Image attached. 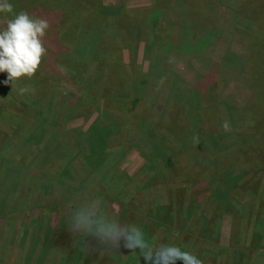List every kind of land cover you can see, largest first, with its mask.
Listing matches in <instances>:
<instances>
[{"label": "rangeland", "instance_id": "rangeland-1", "mask_svg": "<svg viewBox=\"0 0 264 264\" xmlns=\"http://www.w3.org/2000/svg\"><path fill=\"white\" fill-rule=\"evenodd\" d=\"M29 1L10 0L16 13L26 11L36 18L45 17L44 13L34 15ZM52 1L56 8L52 12L58 16L46 19L50 25L43 38L47 52L37 71L18 80L13 88L0 83V264H35L45 248L49 250L46 264H88V259L91 264H135L134 259L140 262L137 251L123 246L108 249L98 246L92 237L72 233L73 213L96 202L101 211L121 223L141 227L150 212V231L159 244L165 228L174 229L175 224L171 226V216L165 208L161 215L166 223H161L162 227L153 225L160 222V214L157 211L155 216L153 210L164 205L173 211L170 204L180 194L186 198L181 213L183 221H187L185 229L195 233L196 221L191 224L187 219L192 209L188 205L194 191L193 175H199L197 180L203 186L202 196L200 190L195 193L199 198L193 213L196 217L208 216L218 204L212 192L224 176L221 170L215 173L217 169L212 166L233 161L236 174L243 178L232 191L228 209H222L216 225L213 223L216 230L214 236V232L211 234L210 248L203 251L189 244L186 251L196 255L202 264H232L236 251H248L241 258L245 264H264V214L259 213L263 210L258 198L260 191L264 196V0H213L214 7L222 1V19L221 14L210 10L194 15L192 0H184L181 6L201 26L211 24L225 32L218 39L220 43L214 45L207 43L214 38V30L210 29L205 34L185 30L172 35L171 28L175 29L176 23L167 7L174 0L40 3L44 6ZM182 35L186 42L183 51L177 52ZM205 44L209 48L202 52ZM6 78L7 73H0V81ZM21 88L27 91L20 94ZM115 104L119 109L110 107ZM108 110L112 115L105 117ZM188 112L193 113L198 130L220 137V150L211 153L210 159L207 155L211 148L198 152L183 145ZM40 113L56 122L59 140L68 141L70 148L80 143L86 151L89 145L95 148L98 144L96 133L102 131V121L106 124L114 118V125L122 124V132L112 134L107 146L102 142L100 146L109 155L104 165L113 172L112 189L116 193L126 190L121 199L130 205L122 206L115 193H108L106 198V182L99 178L87 184L82 191L87 194L82 198L73 194L65 202L57 198L51 204V198H47L35 203V178L44 180L45 173L52 176L57 172L31 166L29 157L35 156L38 149L27 143L18 147L12 140L22 127L30 130L42 118ZM151 120L156 122V136L162 133V141L166 137L174 144L166 145L165 157H161L165 163L159 173L148 170L149 174H143L148 155L154 153ZM112 126L111 123L109 127ZM139 140H145V144ZM182 151L200 153L201 158L196 163L193 158L186 160L183 169L179 165ZM85 162H76L72 169V176L75 174L79 181L91 170ZM33 170L37 172L32 174ZM212 175L214 179H210ZM151 176L159 178L151 180ZM107 185L110 190V183ZM12 193L18 196L11 199ZM41 211L47 217L46 223L43 219L40 225L32 216ZM194 235L191 243L195 242Z\"/></svg>", "mask_w": 264, "mask_h": 264}, {"label": "trees", "instance_id": "trees-1", "mask_svg": "<svg viewBox=\"0 0 264 264\" xmlns=\"http://www.w3.org/2000/svg\"><path fill=\"white\" fill-rule=\"evenodd\" d=\"M183 1L184 0H174V2L170 4L169 7H167V13L175 19V23H176L175 29L174 27L171 28L172 35L173 36L174 34L178 35V33L183 34L185 30H187L188 32H194L195 34H202V33L205 34L204 31L206 29H210V31L214 30V32H211L214 38L209 40L207 43L210 45L217 44L219 37L222 36L225 32L219 31L218 27L210 26L211 24L201 26V24L197 21V18H194L192 15H190L189 11H186L181 6ZM228 1L230 0H225L226 3ZM29 2H30V8L34 15L35 13L36 14L44 13L45 17L43 18L49 19V20H50V17H49L50 15H52L51 19L53 18V15L58 16L57 12H52L54 10L56 11L55 1H52L51 3L45 2L46 4L44 5L45 7L41 5L40 0H30ZM213 2H214L213 0H192V4L194 6L190 4V8L193 9L192 12L194 15L198 13H204L210 10V13L212 14H215V13L221 14L220 19H222V12L220 11V5H219L221 4L222 1L216 4V7H214L215 4L213 5ZM189 3H190V0H189ZM188 10H189V5H188ZM150 14L151 13H149V17H150ZM220 24L222 23L220 22ZM181 41L182 42L177 45L178 47L177 52L183 51L182 47L185 45V42H186V39H184L183 35L181 36ZM208 44L207 45L205 44L204 45L205 47H203L200 50L202 52L207 51V49L209 48ZM190 45H191V42L188 41L187 46H190ZM192 46L195 47V43L192 42ZM189 52L193 53L194 51L191 50ZM116 82H119V81H116ZM0 100L1 101L3 100V96L0 97ZM118 106H119L118 104L110 105V107H113V108L115 107L119 109ZM40 115H42V118L38 116L40 117V119L36 120L35 125L30 130L28 129V126L22 127V131L19 130L13 134L15 139L12 140L13 142L16 141L15 144L18 147L20 146L21 148H23L25 146L23 144L27 143L29 145L34 144L35 148L38 149V153H36L35 156L29 157L31 158L30 159L31 166H33L36 169H39L40 167V169L42 168L44 170L48 168L51 170H56L57 172V174H53L52 176H50L49 172H47V174L45 173L46 179L44 180L42 179V177H40V181L37 179V177L35 178V181H36L35 183L36 186H35V191H34L35 200H36L35 203L38 202V204H40V203H43L45 200L48 201L47 198H51V201H50L51 204H54L57 201V198L62 199V201L64 200L65 202V200L66 201L71 200L73 194H76L77 196L82 198L84 197V195L87 194V193H82L84 189H87V184L90 185V183L92 182H97L98 178L104 179V182H106L105 183L106 190H104V193L106 194L105 196L106 198L108 197V193L118 194V197L120 196L119 197L120 199H121V196L124 197L123 193L126 190L116 193V190L112 189L113 185L111 183H115L114 177L111 175L113 172L110 173L109 170H107V168L104 165V162L105 160L107 161V159L109 158V155H107L104 149L100 146L101 144L100 142H102L104 146H107L109 144V137L112 136V134L115 136L117 134L116 132H119V133L122 132L121 129H124L123 127H121L122 124L117 123L116 125H114V122H115L114 118L111 120H107L106 124H104L102 121V124H103L102 131L100 132L98 130L96 133L98 135L97 136L98 144L95 145V148L93 144L89 145L88 151H86L82 148L80 143H77L75 148L73 147L70 148L69 145L67 144L69 143L68 141H65L63 139L59 140L57 132H56V130H58L56 122L51 121L47 116H44L42 113H40ZM108 115H112L109 110L105 111V117ZM193 117H194L193 113L191 112L187 113V118H188L189 123L187 125V131H185V135L183 137V142H184L183 145L185 146V144H187L189 145L187 146V148L191 149V147H193V149L195 151L197 150L198 152L199 150H205V147L211 148V152L207 155V158L210 159L212 158L211 153H217L214 151L220 150L219 143H218L220 142L219 140L220 137L218 135L216 137L202 129L198 130L196 126V123L198 122L195 121L196 119ZM111 123L113 124L112 128L109 127V125L111 126ZM140 124L142 123L140 122ZM150 128H152L150 132L154 133L153 137L150 135V137L152 138L151 143L153 144V147H154V153L151 155H148V161H147V164L144 165L143 174L144 173L149 174L148 170L154 171L156 172V174L159 173L161 167L164 166V163H165V160L162 161L161 157H165L163 154H164L166 145L174 144V142L171 143L168 140L166 141L165 140L166 137L163 138V141H162L161 140L162 133H159V130H158V133L160 135L157 133L158 137L156 136V122L155 121L151 120ZM92 133H93V130H92ZM139 142L142 145L145 144V140H139ZM190 152L184 153V151H182L179 154L180 167H183V164L185 163L186 160H191L193 158L194 162L196 163V161L198 162V158L199 159L201 158L200 153L198 155H194L192 153L190 154ZM251 156H257V155L253 154ZM22 159L23 158H21L20 160ZM78 161L79 162L86 161L85 163L91 169L90 172L84 175V177L80 181H79V178L77 179L75 174L74 176H72L73 166L76 165V162ZM0 162H1V155H0ZM41 165L43 166L45 165V166L43 167ZM204 165L205 164H202L201 167ZM212 167L217 169L215 170V173H218V170L219 171L221 170L224 173L223 180L220 182V185L215 191L212 192L213 196L217 199L218 204L214 206L212 212L208 216H201V217L195 216V214L193 213V210H195L194 208L196 204H198V198H199V193L197 195L195 193H197V191H199L203 187L202 182H198L199 180H197L199 178L198 177L199 175H196V172H195V175H193V177L195 178V183L193 187L194 191L192 192V195L190 196V204L188 205L189 206L188 208H192V209H191V213H189L188 215L189 218L187 219H188V222L191 224L193 221H196L195 225L198 227L193 229L195 233L192 231V229L190 230L185 229L187 225V221L186 222L183 221L182 219L183 217L181 213H182L184 201L186 198L184 196L181 197L179 194L177 195L176 199L172 202V204H170L173 211H171V209L167 207H164V205H158L156 209L153 210L155 216L157 214V211L160 214V216L158 217L160 222L158 224H153V225H158L159 227H162V225L160 224L163 223L164 225L166 223V222L165 223L162 222L163 217L161 215V212H163L165 208L166 210L168 209V212L171 216V219L169 218L171 226L175 224L174 229L172 227L165 228L166 230H165V235L163 237L164 239L162 238L159 244L161 243L171 244V242H174V245L180 247L182 250H185V251L188 250L187 246L189 244H191L194 249L196 247H200V249L203 251L207 250L206 248L208 246H211V243L213 242V239H212L213 237L211 236V234L214 232L213 233V236H214L215 230H216L215 219L217 218V216H219V212L222 209H223L222 212L228 209L229 207L228 201L233 197L232 191L236 189V187L238 186V184L241 182L243 178L242 174L241 175L236 174L237 168L234 165V161L228 164L226 163L223 164L221 162L215 163ZM57 168H58V171H57ZM60 168L63 169L62 172ZM177 168H179V166H177ZM69 171L71 172L68 175L64 173V172L68 173ZM35 172L37 171L33 170L32 174H35ZM107 174L112 178L110 179ZM121 176L124 177L126 180H128L127 177L123 175ZM141 177H143V175H141ZM154 178H159V177L158 176L150 177L151 180H153ZM214 178H215L214 175L210 176V179H214ZM107 183H110V190L108 188ZM117 188L119 187L117 186ZM202 194L203 192L200 190V196H202ZM261 195H262V191H260L258 198H260V202L262 204L261 209L263 211L260 210L259 213L264 214V198H263L264 196L261 197ZM17 196L18 195H15L12 193L11 196L9 197L13 199L14 197H17ZM18 202H19V199H18ZM121 202H122V206L124 204L126 206L130 205L129 203L126 204L125 198L121 199ZM41 212L43 213H36L32 216L33 218H37V221H40V225L45 221L44 218L47 217L46 212L45 213L44 211H41ZM40 214H43V216L40 217ZM263 218H264V215H263ZM43 219L44 221H42ZM151 219H152L151 213L150 212L146 213L145 220L142 222L143 226H141L140 228L144 231L146 238L151 243L156 245L159 242V240L157 239L154 240L155 236L153 232L150 231L149 226L151 225L150 224ZM44 223H46V221ZM51 225H52V221L49 223V229ZM259 225L262 226V224H259ZM178 227L180 228L177 229ZM193 235L195 237V242L191 243V239L193 238ZM185 236H190V237L189 239L184 240ZM258 237L261 238L260 235H258ZM181 239H182V242H181ZM210 239L212 240L210 241ZM98 246H100V244H98ZM209 248L210 247H208V249ZM48 251L49 250L45 248L43 250V254L38 258L35 264H46ZM222 252H224V249H222ZM244 252L247 253L248 251H244ZM244 252L236 251L232 264H245V262L241 260V258L244 256ZM136 253L138 257L140 256L141 261L137 262V259H134L135 264H145V261L143 257L140 255L139 250H137ZM97 256H98V253L97 255H95L93 259L97 260ZM81 260L82 258L79 260V262ZM53 261H56V260H53ZM181 262L182 261H178L177 263L181 264ZM88 264H91L90 259H88Z\"/></svg>", "mask_w": 264, "mask_h": 264}, {"label": "clouds", "instance_id": "clouds-1", "mask_svg": "<svg viewBox=\"0 0 264 264\" xmlns=\"http://www.w3.org/2000/svg\"><path fill=\"white\" fill-rule=\"evenodd\" d=\"M0 73L7 78L0 83L13 88L23 77H31L41 64L47 49L43 38L50 25L46 19L30 16L28 12H14L10 0H0ZM27 91L19 89L20 94ZM70 231L92 237L108 249L121 246L135 252L139 250L145 264H202L189 251L173 244L151 243L144 231L135 224H124L101 211L92 202L75 211L70 221Z\"/></svg>", "mask_w": 264, "mask_h": 264}]
</instances>
